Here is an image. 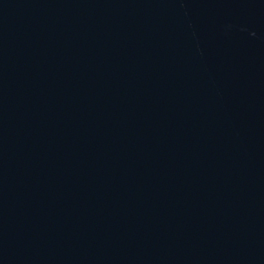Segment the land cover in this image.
Segmentation results:
<instances>
[{
	"label": "water",
	"instance_id": "1",
	"mask_svg": "<svg viewBox=\"0 0 264 264\" xmlns=\"http://www.w3.org/2000/svg\"><path fill=\"white\" fill-rule=\"evenodd\" d=\"M0 264H264V0H0Z\"/></svg>",
	"mask_w": 264,
	"mask_h": 264
}]
</instances>
